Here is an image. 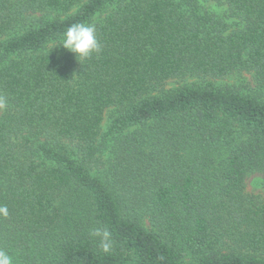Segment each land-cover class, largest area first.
<instances>
[{
  "label": "trees",
  "instance_id": "16d2710c",
  "mask_svg": "<svg viewBox=\"0 0 264 264\" xmlns=\"http://www.w3.org/2000/svg\"><path fill=\"white\" fill-rule=\"evenodd\" d=\"M0 206L13 264H264V0H0Z\"/></svg>",
  "mask_w": 264,
  "mask_h": 264
},
{
  "label": "clouds",
  "instance_id": "9594fccd",
  "mask_svg": "<svg viewBox=\"0 0 264 264\" xmlns=\"http://www.w3.org/2000/svg\"><path fill=\"white\" fill-rule=\"evenodd\" d=\"M95 24L77 23L73 24L62 34L60 46L68 53L74 54L76 60H87L93 54H99L101 45L97 39ZM0 215L7 216V206H0ZM90 236L98 241L100 249L109 253L114 241L112 234L107 228H94ZM0 264H13L12 257L5 251L0 250Z\"/></svg>",
  "mask_w": 264,
  "mask_h": 264
},
{
  "label": "rangeland",
  "instance_id": "374dc122",
  "mask_svg": "<svg viewBox=\"0 0 264 264\" xmlns=\"http://www.w3.org/2000/svg\"><path fill=\"white\" fill-rule=\"evenodd\" d=\"M260 175L254 174L250 176L246 181V191L252 194H259L262 192L259 186Z\"/></svg>",
  "mask_w": 264,
  "mask_h": 264
}]
</instances>
